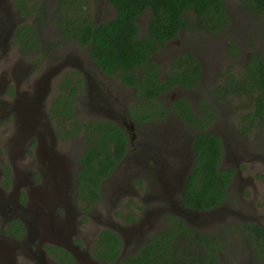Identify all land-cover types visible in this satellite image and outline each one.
<instances>
[{
	"label": "trees",
	"instance_id": "obj_1",
	"mask_svg": "<svg viewBox=\"0 0 264 264\" xmlns=\"http://www.w3.org/2000/svg\"><path fill=\"white\" fill-rule=\"evenodd\" d=\"M15 1L22 14L31 15L27 0ZM78 1L59 2L57 21L61 18L63 22L60 24L63 35L60 41L70 39L84 46L90 45V58L98 68L106 73L121 74L127 84L137 87L142 103H137L131 110L137 123L149 122L155 117L164 118L169 110L193 131L205 128L213 121L218 111L213 106L212 96L203 95L197 107L191 98L180 96L171 102L170 108L160 96L174 88L191 90L202 84V64L198 56L190 51L180 53L170 62L164 80L160 78V66L152 56L181 30L213 36L223 33L232 24L226 0H109L116 14L102 22L92 19L87 8L83 12ZM246 4L252 15L264 14V0H246ZM31 8L35 10L37 6ZM147 11L150 12L147 28L140 35L138 18ZM37 30L36 23H27L17 30L16 38L25 43L29 41L30 48H39L42 40ZM229 49L233 56L237 55L236 45L232 43ZM243 76L238 79L227 71L226 83L216 87V98L223 101L230 96L248 95L254 100L255 109L245 119L251 124L260 122L264 120V57L261 53H253ZM73 79L64 80L60 98L51 107L50 116L59 129L68 128L65 126L67 121L76 127L70 129L71 132L86 128L79 157L78 199L89 208L101 198L102 181L111 176L127 156L130 139L122 127L111 121L79 119L76 95L83 89V79ZM189 146L195 153V162L186 187L176 202L189 211L216 210L229 199L228 188L236 168L220 167L224 146L216 133L197 132ZM124 220L127 224L135 222L134 213H127ZM164 221L167 224L164 229L152 233L148 241L125 256L121 236L105 229L100 234L96 256L110 264H218L219 254L227 249L229 237L236 232L240 241L252 245V259L256 264H264V226L261 223L244 221L226 226L223 233L222 230L204 233L181 214L170 212L164 216ZM58 249L61 253L54 254L61 264H76L70 252L61 247Z\"/></svg>",
	"mask_w": 264,
	"mask_h": 264
},
{
	"label": "flooded vegetation",
	"instance_id": "obj_2",
	"mask_svg": "<svg viewBox=\"0 0 264 264\" xmlns=\"http://www.w3.org/2000/svg\"><path fill=\"white\" fill-rule=\"evenodd\" d=\"M105 1L108 8H113L109 0H79L78 4L83 6V12L91 4L98 6L101 12H104ZM0 11L4 12L0 18V264H61L60 259L54 254V252L61 253L58 247L70 252L76 264H110L104 258L93 256V251L96 248L93 243L90 244V239L82 241L84 257L80 258L78 255L81 238L75 235V225L82 214L76 213L73 200L76 203L79 194V176L78 171L76 172L73 167L76 164H70V157L77 155L75 147L81 148L75 161L77 164L79 163V157L84 147L86 128H82L80 132H71L70 129L76 127L71 126L67 121L65 126L68 128L60 127L59 129L57 123L52 120L50 111L56 100L60 98V87L64 80L74 78L73 80L77 81V78L81 77L83 89L76 95L80 111L79 119L81 120L82 112H86L90 115L87 116L89 119L98 118L111 121L125 130L122 126L124 124L123 115H125L135 124L136 138L138 123L132 117L131 110L137 103H142V98L138 96L136 86L125 83L121 78L117 79V74L106 73L98 68L90 58V45L84 46L70 39L64 42L60 41L61 37L63 38L61 18L55 25V30L50 28L47 31L49 33L47 36L53 38L52 43H47V45L42 39L40 25L36 23L42 40V52L38 55L42 62L39 67H37L38 63L31 59L24 63L21 61L20 54L31 51L33 48L28 46L29 41L25 43L17 39L16 32L22 25L29 22V16L20 12L15 0H0ZM12 14L13 18L11 19ZM94 16L95 14H93ZM98 22L101 21L98 20ZM55 38L57 39L55 40ZM175 38L168 40L164 47L168 46ZM64 45L66 66L59 68L53 58L54 51L57 52L59 46L64 47ZM68 48L71 49L68 50ZM48 50H51L52 56L47 53ZM83 51L86 56L83 55ZM44 63H48L45 65L46 67H42ZM110 79L116 80V84L112 85ZM126 87L133 90L132 97L129 95L128 98L127 92H125ZM174 89L181 92L172 93L171 102L183 96L182 91H186L179 88ZM160 96L163 98V93ZM130 98L133 101H130ZM198 100L195 103L198 104ZM171 102L167 105L168 108H170ZM168 113L164 118L155 117L152 121L139 123L148 127L154 126L153 130H146L144 133L147 134L145 138L149 139L148 142L143 140L145 141L143 147L153 149L134 163L140 170L146 169L145 166L148 165L153 166L155 163L159 164L158 167L165 166L164 170L168 167V161H170L168 157H172L169 153L170 148L165 149L161 144L171 138L169 123L175 122L171 117H175L183 128H188L175 112L169 110ZM195 134L197 133H188L187 138L181 142L180 146L174 145L177 147H174L176 151H173L175 152L173 162L184 166L183 171L187 167L191 171L195 162V153L189 146ZM59 144L71 146L74 148V152L71 150L68 152L59 151L61 146ZM173 144H178V142ZM32 153L34 157H31ZM70 169L73 170V184L71 175L65 177V171ZM175 170L173 169L170 173L174 179L183 172ZM154 174L155 172L152 175ZM148 181L150 183L148 185L149 192L161 187L159 179L156 181L148 177ZM72 193L75 194L73 200ZM172 205L173 203L168 208L170 212L173 209ZM179 205L183 208L181 203ZM77 206L80 209L78 201ZM63 207L71 209L75 215L73 216L75 221L65 224L59 218L58 213L60 212V216L62 215ZM101 217V215L97 217L96 221H99ZM49 218L50 221H48ZM150 220H152V216H149L144 224ZM158 220L165 223L164 215L158 216ZM130 224L129 230L134 231L133 238L137 236L136 249L150 239L152 230L146 232L144 225L141 226L139 223L138 226H134L137 222ZM148 225L147 223L146 226ZM99 227L95 228L99 229ZM152 227L151 224L147 228L151 229ZM105 229L115 231L120 236L122 235L126 241L125 234L123 235L114 228L107 227ZM127 232L129 233V231ZM135 249L133 248V252ZM122 254H127L125 248ZM60 258L63 260V257Z\"/></svg>",
	"mask_w": 264,
	"mask_h": 264
},
{
	"label": "rangeland",
	"instance_id": "obj_3",
	"mask_svg": "<svg viewBox=\"0 0 264 264\" xmlns=\"http://www.w3.org/2000/svg\"><path fill=\"white\" fill-rule=\"evenodd\" d=\"M59 1L60 0H28L27 2L31 7H33V5L37 6L35 10L29 7L32 11L31 15L28 14V23L34 22L40 25L39 30L42 39L46 42L45 45H47V43L51 44L53 41V38L47 36V34L49 35L47 31L50 28L55 30V25L58 24V15L56 12L58 10ZM226 3L232 15V24H230L223 33L213 36L205 32L184 30L181 31L175 40L170 42L168 46L160 49L154 55V59L160 66V78L164 80L168 73L169 64L175 56H178L184 51L195 53L202 62V76L200 78L202 84L191 90L182 91V95L191 98L195 107H197L195 101L201 96L211 95L214 100L213 106L218 109V115L208 126L196 131L183 128L175 117H171V119L175 121L169 123L171 138L165 140V142L161 144L165 149H167V147L170 148L169 153L172 155V157H168L170 161H168L169 164L168 167L166 166L167 168L165 170V166L158 167L157 165L159 164L156 163L153 166H145L146 169L141 170L134 164L138 158L142 155L146 156L147 153L151 152L153 149L149 148L147 150L146 146L143 147V144H145L143 140L148 142L147 140L149 139L145 138L147 134L144 133L146 130H153L154 126L148 127L139 123L136 125L137 136L134 141L130 139V149L127 156H125L115 169L114 173L106 180L102 181L101 198L89 208H86V203L82 200L80 201L78 197L76 203L74 202L73 199L75 194L72 193V200L76 208V213L82 214L75 225V235L81 238V247L78 251L80 258H83L85 253L82 241L85 242L90 239V244L93 243L94 248H97L99 245L98 243H100V234L107 227L114 228L120 233H123V235L125 234L126 241L121 235L124 239V248L126 252H132L133 248L135 249L138 243L136 242L137 236L135 238L132 236L134 231L129 230L131 224H127L124 220V217L129 212L134 213L135 222H137L134 226H138L139 224L141 226L144 225L146 232L152 230L150 233L156 232V230H162L166 227V222L162 223L161 220H158V216L169 214L170 211L168 208L171 203H173V209L171 211L173 214L182 215V212H185L184 209L178 205L179 202H176L182 192V175L185 170L183 171L184 166H180L173 162V155L175 153L173 151H176L174 147H177L174 145L180 146L181 142L187 138L188 133H197L202 130L216 133L222 138L224 151L220 159V167L225 169L236 168V173L228 188L229 199L226 204L216 210L209 211V213L201 214L194 219L193 216H191L193 221H190V223L204 233L222 230L226 226H235L244 221H253L261 223L264 226V120L260 122L254 121V123L251 124L250 121L245 119V116L255 109V102L248 95L230 96L223 101H219L215 95V91L217 90L216 87L224 84L227 71H230L236 78L242 79L244 77L247 61L253 53L259 52L264 57V14L260 16L252 15L247 9L246 0H226ZM103 8L105 11L101 12L98 6L91 4L87 11L92 16V19L94 18L97 22L98 20L101 22L106 21L115 16L114 8H108L106 6V1ZM3 14L4 12L0 11V18ZM93 14H95L94 17ZM149 17V11L143 13L139 17L140 35L145 32ZM10 18H13V14ZM56 39L57 38H55V40ZM232 43L236 45L238 49L237 55L235 56H233L229 49ZM64 48L65 45L64 47L59 46V50H57V52L54 51L55 56L53 58L59 68H65L66 66L65 63L67 60L64 56ZM70 49L68 48V50ZM50 51L51 50H48L47 53L52 56L53 53ZM40 52H42L41 45L39 48L21 53V61L26 63L31 59L33 62H37V67H39L42 62L38 57ZM83 55L86 56L85 51H83ZM47 64L48 63L42 64V67H46L45 65ZM64 71L69 72L65 69ZM116 78L124 80L121 74H117ZM110 81L112 85L117 82L112 79H110ZM125 92H127L128 98L129 95L131 96L134 93L133 90L128 87L125 88ZM174 92L179 93L181 91L173 89L163 94L166 105H169L171 102L170 98ZM130 101H133V99L130 98ZM168 114L169 113H167V115ZM81 116V120H86L88 118L87 116L90 115L86 114V112H82ZM158 129L161 128L158 127ZM175 142H178V144H173ZM60 145L61 144H59V146ZM64 148L69 149L66 150ZM32 150L34 151V149H31V151ZM60 150H65L67 152L71 150V152H74V148L65 145H61L59 151ZM75 150L78 153L70 157V164H76L73 165L74 170L79 172L81 168L79 165L80 163L77 164L75 161L77 160L81 148L75 147ZM31 157H34L33 153ZM151 157L153 158V155H151ZM173 169H176L175 171H183L177 178L179 179L178 182L174 181V177L170 174ZM65 172L66 178L71 175V182L73 184V170L70 169ZM153 172H155L154 175H152ZM147 176L156 181L159 179L161 187L155 189V191H153V189L149 192L148 185L150 183ZM139 181H143V183L140 184ZM77 201L81 210L77 206ZM100 215L102 217L99 218V221H96L97 217ZM58 216L65 224L75 221L73 218L75 215L69 207H63L62 215L60 216L59 212ZM149 216H152V220L148 221L147 223L149 225L146 226L147 223L144 224V222ZM48 221H50V218ZM151 224L153 227L151 229L147 228ZM94 226L100 227L97 229ZM95 231H97V233L93 235ZM127 231H129V233ZM232 237H229L230 240L227 249L219 254L218 264H256L252 259V245L240 241V237L236 232ZM93 256L97 258L96 251H93Z\"/></svg>",
	"mask_w": 264,
	"mask_h": 264
},
{
	"label": "water",
	"instance_id": "obj_4",
	"mask_svg": "<svg viewBox=\"0 0 264 264\" xmlns=\"http://www.w3.org/2000/svg\"><path fill=\"white\" fill-rule=\"evenodd\" d=\"M123 117H124L123 118L124 119V124L122 126L125 128V130H126L128 136H129V138L133 140L135 138V132H134L135 124H134V122L131 119L127 118V116L123 115ZM189 172L190 171H189V169L187 167L185 169V171L183 172V175H182V185L181 186H182V190L183 191H184V189L186 187V184H187V180H188V177H189ZM178 177L179 176H176V178L174 179V181H177L178 182V180H179V179H177ZM184 211L185 212H182V215L189 222L190 221H193L191 216H193V219H194L197 216H200L201 214L209 213V212H206V211H202V212L201 211H189V210H186V209H184Z\"/></svg>",
	"mask_w": 264,
	"mask_h": 264
},
{
	"label": "clouds",
	"instance_id": "obj_5",
	"mask_svg": "<svg viewBox=\"0 0 264 264\" xmlns=\"http://www.w3.org/2000/svg\"><path fill=\"white\" fill-rule=\"evenodd\" d=\"M140 16H141V15H140ZM140 16H139V17H140ZM128 137H129V136H128ZM129 139H130V138H129Z\"/></svg>",
	"mask_w": 264,
	"mask_h": 264
}]
</instances>
